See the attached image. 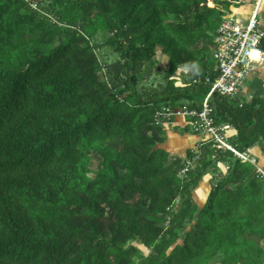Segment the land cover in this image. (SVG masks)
Listing matches in <instances>:
<instances>
[{"label": "trees", "instance_id": "16d2710c", "mask_svg": "<svg viewBox=\"0 0 264 264\" xmlns=\"http://www.w3.org/2000/svg\"><path fill=\"white\" fill-rule=\"evenodd\" d=\"M238 4L0 0V264H264V177L209 141L171 156L154 115L199 107L192 80L215 75L209 44ZM92 38L116 58L102 66ZM157 51L166 81L140 89ZM210 104L237 149L264 152V94Z\"/></svg>", "mask_w": 264, "mask_h": 264}, {"label": "built area", "instance_id": "2783aa9c", "mask_svg": "<svg viewBox=\"0 0 264 264\" xmlns=\"http://www.w3.org/2000/svg\"><path fill=\"white\" fill-rule=\"evenodd\" d=\"M262 0H255L252 9L246 16L239 14L237 6L231 5L225 11L211 43L209 57L213 62L215 75H203L193 78V83H204L208 90L199 101V107L186 105H162L155 111L156 122L175 123L176 118H182L200 135L198 143L211 142L215 149L230 150L241 161H249L256 165L257 158L249 151L239 150L229 141L230 124L217 123L210 104L212 96H248L243 92L245 81L255 75L263 74L264 69V21L259 16ZM257 51L254 54L252 51ZM192 164V163H189ZM227 168V165H226ZM184 168L182 172L186 171ZM256 171L264 177V168L256 166Z\"/></svg>", "mask_w": 264, "mask_h": 264}, {"label": "rangeland", "instance_id": "374dc122", "mask_svg": "<svg viewBox=\"0 0 264 264\" xmlns=\"http://www.w3.org/2000/svg\"><path fill=\"white\" fill-rule=\"evenodd\" d=\"M238 2H239V4L237 5L238 9H240L241 6H242L241 7L242 9L245 8V6H246V9H245L246 13H248L249 9H252L253 4H254V0H238ZM260 8L261 9L259 11V16L261 18L262 17L264 18V0H263L262 5H261ZM262 20L264 21V19H262ZM91 41L93 43H97V45H99V47L96 48V52H97L98 58H99L102 66L104 65L105 62H109V61L113 60L114 58H116L117 55L114 52L111 51V48L109 46L100 44V42H101L100 39L92 38ZM152 64H154V65L152 67L153 69L151 68L152 69L151 71H150V68H149V64H147V63H142L138 67L137 78H138V87L140 89L142 87L151 88V86H154L157 83L163 84L166 81L165 68L168 65L167 64V57L165 55L161 54L159 51H157L156 54H155L154 63H152ZM262 71H263V74L255 75L252 78L251 82L254 85H256V88H255V90L252 91L251 94H264V69ZM179 72H180V69H178L175 72V75H177V79H178L177 83L178 84L182 83L183 79H185V77L187 76V74L185 72H184L183 75H180ZM251 82L248 81V82H246L244 84V86L242 87V91L243 92L246 91V89L249 86V83H251ZM253 88L254 87L252 85V89ZM166 127L168 128L167 129V132H168L167 135H169V136L172 133V131L173 132L179 131V133H181V134L184 133V131L182 130L181 124H179V123L166 124ZM188 130L192 131L191 126H188ZM228 133L229 134L230 133L231 134L235 133V129L232 126H230V128L228 130ZM171 136L173 137V134ZM195 136H196V138H198V141H199L200 135L198 134V135H195ZM170 139H171V137H169L168 141H170ZM195 146L197 147V144H194V147ZM196 147L194 149H197ZM183 155H184V152L182 153V156ZM97 162H98V155L93 153L92 154L91 166L92 167H96ZM256 166H260L258 161L256 162L254 171H256ZM225 173H226V165L223 164L222 162H218V174L221 175V174H225ZM210 176H211L210 173H206L205 175H203V177L200 180V183H199L198 187L194 190V193H193L194 197L199 202L200 205L204 202L205 197H206V195H207V193H208V191L210 189V185H211L210 182H209ZM139 246L144 252H147V249L143 245L140 244Z\"/></svg>", "mask_w": 264, "mask_h": 264}, {"label": "crops", "instance_id": "0c3cea01", "mask_svg": "<svg viewBox=\"0 0 264 264\" xmlns=\"http://www.w3.org/2000/svg\"><path fill=\"white\" fill-rule=\"evenodd\" d=\"M262 2H263V0H262ZM241 7L239 9V14L242 16H246L251 10V9H249L248 13H246V11H245L246 6H245V8H243L244 10ZM261 19H264V18L262 17ZM248 81L251 82L252 79L251 80L249 79L246 82H248ZM252 85L254 87L253 89H252ZM255 88H256V85H254L251 82V83H249V86L246 89V91L249 93H252V91L255 90ZM175 123L181 124V127L188 125L187 123H185V121L182 118H176ZM175 132L172 131L170 136L167 135V138L163 144L165 145V147L167 148L166 150L169 151L171 156L178 155V156L184 157L186 155V149L187 148H193L194 149L196 147V146L194 147V144L198 143V138H196L195 135H198V134L191 133V132H184L183 133L184 135H183V134L179 133V131H175ZM167 134H168V132H167ZM172 134H173V137L171 136ZM168 136L171 137L170 141H168L169 140ZM249 151L257 158L259 165L261 167H264V152L262 151V149L258 145H255V146L250 147ZM183 152H184V155L182 156Z\"/></svg>", "mask_w": 264, "mask_h": 264}, {"label": "bare ground", "instance_id": "6f19581e", "mask_svg": "<svg viewBox=\"0 0 264 264\" xmlns=\"http://www.w3.org/2000/svg\"><path fill=\"white\" fill-rule=\"evenodd\" d=\"M254 52V54L258 53L256 50L255 51H252V53Z\"/></svg>", "mask_w": 264, "mask_h": 264}]
</instances>
